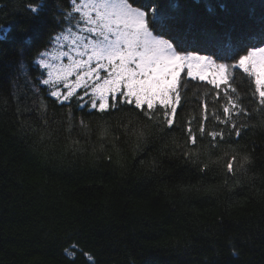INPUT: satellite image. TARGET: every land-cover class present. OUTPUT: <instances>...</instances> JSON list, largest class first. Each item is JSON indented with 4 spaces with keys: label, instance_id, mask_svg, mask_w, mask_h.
I'll return each mask as SVG.
<instances>
[{
    "label": "trees",
    "instance_id": "1",
    "mask_svg": "<svg viewBox=\"0 0 264 264\" xmlns=\"http://www.w3.org/2000/svg\"><path fill=\"white\" fill-rule=\"evenodd\" d=\"M29 2L0 0V264H264V122L251 115L254 83L246 78L241 89L251 118L235 117L247 125L240 136L212 117L224 119V100L213 102L212 86L199 80H190L172 127L163 109L149 120L133 106L102 113L81 94L61 104L46 85L37 93L13 81L21 50L41 78L36 53L64 30L57 4L70 11L71 0H44L41 17L26 11ZM171 2L193 39L230 42L245 32L256 41L264 32V0ZM205 99L207 132L223 130L222 138L199 133ZM231 155L250 163L226 173Z\"/></svg>",
    "mask_w": 264,
    "mask_h": 264
},
{
    "label": "snow or ice",
    "instance_id": "2",
    "mask_svg": "<svg viewBox=\"0 0 264 264\" xmlns=\"http://www.w3.org/2000/svg\"><path fill=\"white\" fill-rule=\"evenodd\" d=\"M46 7L44 0H30L26 11L41 17ZM57 11L61 13L55 17L58 23L63 20L76 29L73 32L69 27L54 38L56 43L62 39L68 41V51L59 53V57H67L68 63L54 66L45 58L48 53L37 52L36 63L46 70L47 78L41 73V78L35 80L30 75L31 61L21 50L14 85L22 79L21 87L31 86L37 93L39 84L46 85L49 95L61 104L77 96L78 89H85L78 98L83 100L89 96L87 103L102 113L133 106L149 120H155L163 109V123L172 127L178 107L187 100L190 80H199L212 86L209 91L214 92L213 102L223 98L224 119L221 120L216 110L211 115L220 123L231 124L236 136L247 126H237L236 116L248 119L259 115L264 122V46H257L264 45V32L256 41L249 39L245 32L235 33L230 42L216 34L193 39L185 14L171 0H71L70 11L59 3ZM206 41L213 47H204ZM203 51H212L214 55L200 54ZM246 78L254 83L251 96L258 97L251 115L250 105L245 103L248 92L241 90ZM46 108L47 104L40 100L39 109ZM202 109L200 135L206 133L213 140L222 138L223 130L207 132L206 99ZM195 120V116L191 117L186 129L193 145L197 142L192 128ZM147 130L141 124L137 135L143 137ZM186 155L191 158V153ZM247 163H250L249 155L242 158L231 155L226 161V173L235 175L237 168L243 169ZM65 252L70 257L76 255L69 249Z\"/></svg>",
    "mask_w": 264,
    "mask_h": 264
},
{
    "label": "rangeland",
    "instance_id": "3",
    "mask_svg": "<svg viewBox=\"0 0 264 264\" xmlns=\"http://www.w3.org/2000/svg\"><path fill=\"white\" fill-rule=\"evenodd\" d=\"M75 15L78 16V14H75ZM69 27H72V25L66 23L64 30L61 31V32H65L66 29L69 28ZM72 31L75 32L76 29H75L74 27H72ZM61 32H60V33H61ZM60 33H59V34H60ZM57 35H58V34H57ZM69 35H70V33H69ZM54 38H55V37H54ZM54 38L52 39V41H51L49 47L44 51V52H46V53L49 54V55H48L47 57H45V58H46V59H49L50 62L54 64V66H59V65H61V64H67V63H68V59H67V57H59V53H60L61 51H68V47H67V45H68V41H64V40L62 39L61 42L56 43V42L54 41ZM202 55H204V54H202ZM41 70H42V72L44 73L45 78H47V72H46V70H44V69H41ZM71 79H74V76H73ZM62 90H63V89H62ZM84 91H85V89H78V90H77V93H78V94H81V96H83ZM89 98H90L89 96H85V97H84V99H87V101L89 100ZM89 105H90V104H89ZM90 107H91V105H90Z\"/></svg>",
    "mask_w": 264,
    "mask_h": 264
}]
</instances>
